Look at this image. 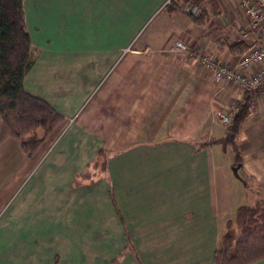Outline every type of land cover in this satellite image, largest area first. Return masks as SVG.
Masks as SVG:
<instances>
[{
    "label": "crops",
    "instance_id": "obj_1",
    "mask_svg": "<svg viewBox=\"0 0 264 264\" xmlns=\"http://www.w3.org/2000/svg\"><path fill=\"white\" fill-rule=\"evenodd\" d=\"M208 1L22 0L33 49L23 88L63 120L31 156L0 143V166L21 170L0 173V264H214L221 225L247 195L226 168L218 177L232 149L209 141L243 92L173 44L231 64L252 32L239 0H216L222 14L203 24L181 11ZM158 8L166 16L139 33ZM255 93L237 171L264 194V87Z\"/></svg>",
    "mask_w": 264,
    "mask_h": 264
},
{
    "label": "trees",
    "instance_id": "obj_2",
    "mask_svg": "<svg viewBox=\"0 0 264 264\" xmlns=\"http://www.w3.org/2000/svg\"><path fill=\"white\" fill-rule=\"evenodd\" d=\"M222 12L216 0H209L208 8L191 18L196 24H203L210 16ZM32 50L22 0H0V143L8 138L17 140L27 156L33 155L63 120L55 108L23 88L24 75L33 61ZM250 97L251 94L243 93V102L237 105L231 120L224 126V135L209 141L221 145L223 149H232V166H241L236 136L241 122L250 111ZM200 145L206 144L201 142ZM107 157L108 152L100 148L93 165L104 170ZM241 179L247 185L246 179ZM259 198L252 206H238L234 217L224 221L218 235L214 264H250L264 257V198Z\"/></svg>",
    "mask_w": 264,
    "mask_h": 264
},
{
    "label": "built area",
    "instance_id": "obj_3",
    "mask_svg": "<svg viewBox=\"0 0 264 264\" xmlns=\"http://www.w3.org/2000/svg\"><path fill=\"white\" fill-rule=\"evenodd\" d=\"M239 6L244 14L246 27L252 32V37L249 48L231 64L219 61L182 41H175L173 49L196 59L200 66L212 72L216 80L235 85L241 92L251 94L248 101L251 108L256 97V93L252 91L264 87V0H239ZM181 11L197 16L201 10L196 4L185 3ZM256 66L257 71L252 72V68ZM242 102L243 99L236 100L226 110L219 112L217 114L219 121L226 125L231 120L237 105Z\"/></svg>",
    "mask_w": 264,
    "mask_h": 264
},
{
    "label": "rangeland",
    "instance_id": "obj_4",
    "mask_svg": "<svg viewBox=\"0 0 264 264\" xmlns=\"http://www.w3.org/2000/svg\"><path fill=\"white\" fill-rule=\"evenodd\" d=\"M158 10H159V8L157 9V11L154 12V14H153L152 17H154V15L158 12ZM166 13H167V9L163 10V12L159 11V14H156L157 16L155 15L156 17H154V18H152V17L151 18H148L145 21V23L142 26V28L140 29V32L139 33H141L143 29H144V31L149 30L159 19H162L163 17H165L166 16ZM150 22H151V24H150ZM139 41H141V40H138L137 43H139ZM137 43H136V45H137ZM249 101H250V99H249ZM248 106H249V104H248ZM249 109H250V107H249ZM0 123H1V118H0ZM224 126L225 125L222 124L219 121V119H218V123H217L218 129L220 131H222L224 129L223 128ZM197 143H201V142H197ZM228 155H230V154H228ZM217 158L219 160V165H220L219 166V169H217V171H218V177H223L225 175V172L223 171V168H226V170L228 171L230 177L233 178L234 181H236L237 183L241 184V187H243L245 189L244 191H245V193H246L247 196L242 199L241 205H251L252 206L257 198H259V197L260 198H264V194H263L262 190L256 185V183H254L251 180V185H249L248 183H247V186L244 185V183H243V181L241 179L242 177L239 174L240 171L239 172L237 171V174L235 175L234 172H233V170H232V167H233L232 165H229V167L227 168V165H226V162H227L226 156L225 157L224 156H219V157L217 156ZM35 159H38V158H34V160ZM20 171L15 172L14 164L9 165L7 168H3V167L0 166V173L2 174V176L4 178H9V177L13 178V176L15 175V173L19 177ZM247 180L250 181V179H248V178H247ZM0 188H1L0 190H1L2 194H5L4 195V198H3V199H5L8 196L10 190L6 189V186L4 187V185L3 186H0ZM235 212H236V210L230 212V214L228 215V218L229 217L230 218H233L234 215H235ZM222 226H223V223H222L221 227Z\"/></svg>",
    "mask_w": 264,
    "mask_h": 264
},
{
    "label": "water",
    "instance_id": "obj_5",
    "mask_svg": "<svg viewBox=\"0 0 264 264\" xmlns=\"http://www.w3.org/2000/svg\"><path fill=\"white\" fill-rule=\"evenodd\" d=\"M239 167H240L239 164H237L236 166H233V167H232V170H233V172H234L235 175L237 174V169H238Z\"/></svg>",
    "mask_w": 264,
    "mask_h": 264
}]
</instances>
